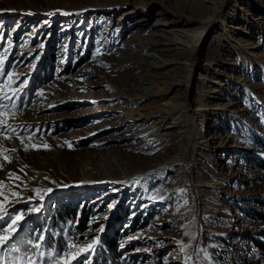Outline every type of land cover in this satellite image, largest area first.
<instances>
[{"label": "rangeland", "instance_id": "obj_1", "mask_svg": "<svg viewBox=\"0 0 264 264\" xmlns=\"http://www.w3.org/2000/svg\"><path fill=\"white\" fill-rule=\"evenodd\" d=\"M93 1L0 0L5 71L18 76L13 88L29 82L13 98L19 108L0 117L17 126L28 145L25 151L18 136L0 134V149H16L0 151V182L8 197L0 201L9 212L25 214L16 250L5 253V261L27 264L35 252L28 241L35 243L44 232L45 256L31 258L38 264L54 249L66 250L69 237L84 246L96 236L116 240L115 259L107 264H184L186 255L192 264H264V170L257 164L264 159V0H227L211 22L225 0H187L206 8L186 26L199 30L206 24L205 41L192 53L193 37L179 32L187 42L176 46H185V53L149 51L156 56H143L156 61L150 66L130 54L134 46L124 48L125 38L147 35L156 21L161 27L174 23L181 16L179 0H146L142 6L132 0L117 11ZM133 7L153 11L150 25L124 20ZM119 18L122 36L103 38L110 20ZM46 67L49 78L41 75ZM136 77L144 87L163 91L136 92ZM34 78L40 81L33 85ZM110 84L118 96L105 90ZM133 96L138 100L132 102ZM175 159L174 167H164ZM164 182L170 190L160 199L156 191ZM37 188L53 191L40 201ZM38 205L40 212L29 211ZM188 208L195 212L177 216ZM82 214L84 229L78 232ZM51 238L58 243L49 245ZM86 256L70 264H83Z\"/></svg>", "mask_w": 264, "mask_h": 264}, {"label": "bare ground", "instance_id": "obj_2", "mask_svg": "<svg viewBox=\"0 0 264 264\" xmlns=\"http://www.w3.org/2000/svg\"><path fill=\"white\" fill-rule=\"evenodd\" d=\"M132 0H94V6L97 7H102L105 8L104 10H106V8L109 7H113V9L115 11L116 8H125L128 4H131ZM168 1L171 0H159L158 5L160 4H165L168 3ZM144 2H146V0H141L138 1L137 4L139 6H142V4H144ZM228 1L225 0L221 6H219L218 8H216L214 10L213 16L212 18L208 19L210 20V22L213 20V18H215L216 15H219L221 13V11L224 8V5H226ZM146 5V4H145ZM166 6V5H165ZM198 6H200V8H198ZM177 11H179L181 13V16H179V19L177 18V20L174 23H170L169 25H167L166 27H161L160 25H162L163 23H160V21H156L153 25H155L154 27H152V24L150 25V20L151 18L154 16V13L152 10L149 11V13L147 12H142V10L144 9H137L134 8L130 11H124L125 13V19H129V21H134L135 26L137 27L138 25H150V29L148 30L149 33L147 35L141 36V38H137V39H132V38H136L138 37L135 33L129 34L126 36L124 44H130L132 46H134V48L131 50L132 53L130 52V54L136 55L138 57H140V64H147V65H151L152 63L155 64L156 61H148L147 58H155V54H153V52H149V51H155L158 53H163L164 51H172V50H179V53L183 54L185 53V51L187 50L186 46V42L184 43V41H182L181 37H179L178 35L181 34L183 37H193L194 39V43L189 47L191 49H189L190 51L196 52V50L199 49V47L201 46L202 42L205 41L204 38H206V32H207V28L204 27L206 24H204V26H202L199 30H195L192 28H188L190 23V20L193 21L195 20V16H197V13L200 14L201 9L205 10V6L202 3H196L191 5L190 1L187 0H179V4H177L176 6ZM194 9H197V11H193ZM113 10V11H114ZM138 10H141L138 11ZM136 12V13H135ZM163 14L165 13V11L163 10L162 12ZM179 13V14H180ZM119 13H116V15H118ZM195 15V16H193ZM115 21L116 24L118 25L116 29L113 28V26H111V22L109 23V25L103 29L102 31V35L103 38H108L111 42L113 41V39L118 40L121 36L122 33L120 31V28H122L123 25V21L121 20V18L117 19V20H110ZM205 22V21H204ZM185 24V25H182ZM188 26V27H186ZM180 32V33H179ZM179 33V34H178ZM181 38V39H180ZM202 39H204L203 41H201ZM192 42V41H191ZM128 44L124 47L125 49H127ZM176 44H182L185 45L184 47L179 45L178 47L176 46ZM121 50H124L122 48H120ZM148 51L146 53H143V51ZM143 56H146L147 58H144ZM159 59V58H157ZM151 63V64H150ZM190 65H194L193 63H191ZM142 78L140 77L137 78L136 77V81L137 82V87H135L136 92H141L142 94L144 93V95L146 94H151L148 96H153V95H158V93H160V91L162 92L163 90L161 89H156L159 86H155L152 85L149 87L146 86L144 87L143 81L141 80ZM141 82V83H140ZM140 83V84H139ZM156 87V88H155ZM106 91L108 92H114L115 95H119V91L115 88V86H113L112 84L108 85V87L105 88ZM136 96L131 97V101L134 102L135 99L138 100V96L137 98H134ZM167 106H171L172 109L175 108L177 105L173 104L172 102L166 103ZM165 106V105H164ZM169 106V107H170ZM169 107H167V109H169ZM175 121V120H174ZM178 124V123H177ZM154 129V128H153ZM179 160L175 159V160H171L166 162V164L164 165V167H170V166H175L177 164ZM178 174V173H177ZM180 176H178L179 178ZM177 178V177H176ZM170 188L168 187V182H164L160 185L159 190L156 191V195L158 197L163 198V196L167 193H169ZM192 211L195 212V210H192V208H188V209H182V211H180L179 214H177L178 217H182V216H187L185 215V213H189L192 215ZM188 214V215H189Z\"/></svg>", "mask_w": 264, "mask_h": 264}, {"label": "snow or ice", "instance_id": "obj_3", "mask_svg": "<svg viewBox=\"0 0 264 264\" xmlns=\"http://www.w3.org/2000/svg\"><path fill=\"white\" fill-rule=\"evenodd\" d=\"M59 11V10H58ZM65 15H70L71 13H64ZM8 43V47L11 48L12 44L10 39L6 41ZM5 43V37L2 33H0V47H3V44ZM100 54V50L97 49V55ZM8 55V49H5L3 53H0V117H3L6 114V111L12 110V109H18L19 105L14 101L13 98L18 99L19 93L23 92L25 88L28 85V80H24L19 87L13 88L12 85L15 83V79H18V76L16 73L12 71H5V62ZM33 68H35V64L32 65ZM6 77V79H4ZM15 78V79H14ZM83 79V77H82ZM9 91L12 93V96H9ZM43 90H40L38 92V95H43ZM5 101H8V103H5ZM15 114L14 112L12 113ZM22 127V126H20ZM8 133L9 138L12 135L18 136L20 138V142L22 145H24V150H28V145L24 144V135L17 131V126H13L8 122L7 119L0 118V134ZM35 133H28L27 137L29 140L33 138ZM71 146V142H66ZM31 147L35 150H39L38 145L32 144ZM44 149H49L50 146L47 144L43 145ZM0 151L4 152H14L16 149H0ZM4 160H9L8 156H4ZM2 166V165H0ZM23 171V169H21ZM15 178L17 181H21V177L16 175L15 173H9V179ZM47 179V177H45ZM3 183L0 182V196H4V200L6 201L8 197L4 194L3 191ZM138 183V181H137ZM68 185H64V187H67ZM19 187V185H17ZM36 192V195L40 201H43L45 199L46 194H50L53 189L52 188H45V189H34ZM13 197H19L20 193L16 191H12L10 193ZM35 197L29 198L34 199ZM19 202V200L15 201ZM186 204L187 201H184ZM42 205H38L35 207H32L29 209L30 212H40L42 210ZM25 219V214L23 212H15L13 209V212H9L8 208L4 206V202L0 201V264H20L19 259L13 260L8 259L5 261V253H9L10 251L16 250V236L18 235V230L23 227L22 222ZM10 221V222H9ZM6 224V226H4ZM99 231L101 233L104 232V228L100 227ZM185 235L191 236L192 233L185 232ZM46 234L44 232H41L40 235L35 237V243L33 241H28L29 244L32 245V247L35 249L34 255L38 254L40 257H44L45 253L41 251V248L43 247L44 242L46 241ZM73 238L69 237L68 241L66 242L67 248L66 250H56L54 249L51 253V256L47 260L40 261L39 264H70L71 260H75L77 257L81 256L82 253H89L91 254L92 251L95 250L96 246L100 245L101 243V237L96 236L94 237L91 242L84 246H76L72 243ZM188 247V245H184L182 247L181 251H185V249ZM198 252L204 251L203 249H198ZM206 258L210 259V257H207V254L205 253ZM65 257H68L69 259H65ZM27 264H38L37 261L29 258L27 259ZM83 264H90V262L85 257ZM184 264H192V258L190 256H185Z\"/></svg>", "mask_w": 264, "mask_h": 264}, {"label": "trees", "instance_id": "obj_4", "mask_svg": "<svg viewBox=\"0 0 264 264\" xmlns=\"http://www.w3.org/2000/svg\"><path fill=\"white\" fill-rule=\"evenodd\" d=\"M41 75H42L43 78H45V77L49 78V76L51 75V69L47 70V67H46V70ZM35 81H40V78H34L31 83L34 85ZM33 87L34 86H31V84L29 85V88L27 89L28 90V95H30L31 92L33 91ZM257 164H258V166L261 169L264 170V159H261V160L259 159L257 161ZM59 213H61V211L57 212V213L55 212L54 214H52L53 222L59 216ZM68 216H71L70 218H73L74 212H71V213L68 212ZM83 219H84V217H83V214H82V217L80 218L78 226L76 227V229H77L76 231H78V232H81L84 229L83 228L84 225L82 224V220ZM103 238H101L102 240H101L100 245L97 246L94 251H92V252H95L94 254L91 255V254L87 253L86 258L87 257H91L92 262H95L94 264H107L108 262H110L113 259H115V256L113 254V253L116 254V252H113L116 249V243H115L116 240H115V238L112 237V236H107V237H105V239H103ZM55 243L57 244L58 241L54 240L53 238H51L49 245H51V246L56 245ZM21 252H23V251H21ZM26 252H29V250L26 251ZM33 256H34V252H32V254L30 255V258H33Z\"/></svg>", "mask_w": 264, "mask_h": 264}]
</instances>
